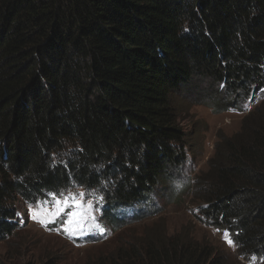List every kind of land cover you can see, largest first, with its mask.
<instances>
[{
  "label": "trees",
  "instance_id": "16d2710c",
  "mask_svg": "<svg viewBox=\"0 0 264 264\" xmlns=\"http://www.w3.org/2000/svg\"><path fill=\"white\" fill-rule=\"evenodd\" d=\"M194 77L239 110L264 90V0H0V242L20 199L76 186L120 223L185 162L173 98ZM193 188L204 221L264 262V99ZM153 226L90 264H228L189 231Z\"/></svg>",
  "mask_w": 264,
  "mask_h": 264
},
{
  "label": "rangeland",
  "instance_id": "374dc122",
  "mask_svg": "<svg viewBox=\"0 0 264 264\" xmlns=\"http://www.w3.org/2000/svg\"><path fill=\"white\" fill-rule=\"evenodd\" d=\"M263 99L264 90L255 93L253 99L242 102L240 110L235 105L227 107L231 97L222 90L220 83L194 77L191 85L173 98L179 126L187 134L186 160L182 166L172 168L147 199L121 211L118 224L103 216L100 196L83 187L76 186L63 191V195L52 194L48 199L38 201L46 209L38 219H33L29 212V206L36 207L37 202L29 204L20 199L16 203L19 227L12 236L0 242V258L9 264H44L49 261L54 264H90L118 246L144 237L152 232L153 225L161 224L167 227L169 234L189 231L197 239L210 242L226 257L228 264H264L256 256L243 258L228 230L231 245L226 242L225 229L204 221L200 211L204 203L195 197L196 188H193L197 176L208 169L220 137L238 131L243 117ZM81 192L85 193L83 197L79 195ZM69 193L75 195L81 207L71 199L67 206L56 205V200L63 201ZM61 206L63 211L58 216L50 215ZM73 213L79 215L73 216ZM66 228L69 231H65ZM253 257L256 258L254 261Z\"/></svg>",
  "mask_w": 264,
  "mask_h": 264
},
{
  "label": "snow or ice",
  "instance_id": "6c2138e0",
  "mask_svg": "<svg viewBox=\"0 0 264 264\" xmlns=\"http://www.w3.org/2000/svg\"><path fill=\"white\" fill-rule=\"evenodd\" d=\"M61 195H63V194H61ZM79 195L81 197H83L85 195V193L84 192H81ZM69 199H71L72 202L75 203L77 207H81L82 206L81 203H80V201H77L75 199V195L72 194V193H69V195L67 197H65L63 201L56 200L55 203H56V205L67 206V204L69 202ZM100 199L102 200L103 198L101 197ZM63 206L58 207L57 210L55 212L50 213V215L53 216V217L58 216L63 211ZM88 207L90 208L91 207V204H89ZM29 212L32 214V218L33 219H38L40 216H42L46 212V209L41 207L40 202H37V206L36 207H33L31 205L29 206ZM72 215L73 216H78L79 214L73 213ZM40 222L41 223H45L44 220H40ZM65 231H69V229L66 228ZM100 231L103 232L104 229L101 228ZM228 236H229V234L225 230V239H226V242L231 245L233 242L228 238ZM252 259L254 261L256 258L253 257Z\"/></svg>",
  "mask_w": 264,
  "mask_h": 264
},
{
  "label": "clouds",
  "instance_id": "9594fccd",
  "mask_svg": "<svg viewBox=\"0 0 264 264\" xmlns=\"http://www.w3.org/2000/svg\"><path fill=\"white\" fill-rule=\"evenodd\" d=\"M261 91H263V90H261Z\"/></svg>",
  "mask_w": 264,
  "mask_h": 264
}]
</instances>
